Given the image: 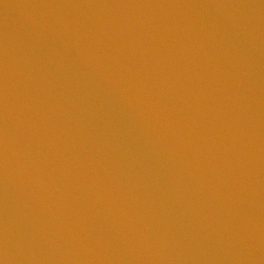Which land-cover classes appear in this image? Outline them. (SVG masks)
<instances>
[{"label": "water", "instance_id": "95a60500", "mask_svg": "<svg viewBox=\"0 0 264 264\" xmlns=\"http://www.w3.org/2000/svg\"><path fill=\"white\" fill-rule=\"evenodd\" d=\"M0 264H264V0H0Z\"/></svg>", "mask_w": 264, "mask_h": 264}]
</instances>
